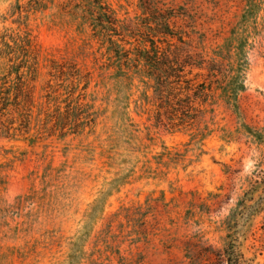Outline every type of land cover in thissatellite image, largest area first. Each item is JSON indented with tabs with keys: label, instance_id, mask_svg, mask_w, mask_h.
<instances>
[{
	"label": "rangeland",
	"instance_id": "rangeland-1",
	"mask_svg": "<svg viewBox=\"0 0 264 264\" xmlns=\"http://www.w3.org/2000/svg\"><path fill=\"white\" fill-rule=\"evenodd\" d=\"M263 178L264 0H0V264H264Z\"/></svg>",
	"mask_w": 264,
	"mask_h": 264
},
{
	"label": "trees",
	"instance_id": "trees-1",
	"mask_svg": "<svg viewBox=\"0 0 264 264\" xmlns=\"http://www.w3.org/2000/svg\"><path fill=\"white\" fill-rule=\"evenodd\" d=\"M105 14L108 15V13ZM109 18L108 25L104 27L105 29L113 27L112 24H114V22L111 17ZM167 28L169 31L164 32L165 34L172 37L177 36L178 40L182 44H185V40L182 35H178V33L174 32L168 24ZM153 44V53L149 52L147 54V60H150L149 64H151V71L148 74L150 76H154L161 90L168 89L172 91L173 98L171 99L170 108L168 111L172 112L170 114L180 119L196 118L198 113L202 111V109L197 106V100L198 98H201V104L203 105L205 103L203 97L207 96V84L206 82L196 84L193 82V79L186 77L185 70L187 66L200 67L202 66V62L195 63L192 61L193 56L179 45L171 43L170 46L164 50V48L161 49V46H158L155 43ZM183 50L187 53V56L184 58L181 57V51ZM213 72L212 74L215 76V73ZM243 88L244 83H238V81L234 82L230 87L229 94L232 95L235 93V91L242 90ZM257 183H264V178L260 181H257ZM3 256L4 254L2 253L0 258ZM219 256L220 261L226 262L227 264H234L230 262L229 257L227 259L225 258L224 252L220 251Z\"/></svg>",
	"mask_w": 264,
	"mask_h": 264
}]
</instances>
